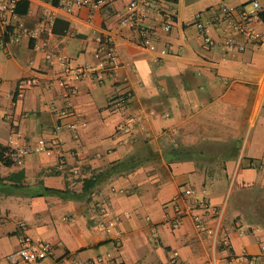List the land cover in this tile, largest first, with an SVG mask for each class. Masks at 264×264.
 <instances>
[{"label": "crops", "instance_id": "obj_1", "mask_svg": "<svg viewBox=\"0 0 264 264\" xmlns=\"http://www.w3.org/2000/svg\"><path fill=\"white\" fill-rule=\"evenodd\" d=\"M130 1L55 7L52 34L15 44L9 32L54 9L18 0L0 26V144L32 149L20 164H0V264L27 241L52 247L40 264H264V47L231 30L221 11L250 0H139L140 21L122 27ZM198 14L217 19L206 35ZM256 28L264 33V16ZM109 36L120 69L104 85L78 82L77 118H62L66 90L51 81L62 66L45 51L91 67ZM124 97L127 110H113ZM77 119L86 125L68 130ZM132 155L143 163L132 173L83 191L92 170ZM185 187L195 196L177 199Z\"/></svg>", "mask_w": 264, "mask_h": 264}, {"label": "built area", "instance_id": "obj_2", "mask_svg": "<svg viewBox=\"0 0 264 264\" xmlns=\"http://www.w3.org/2000/svg\"><path fill=\"white\" fill-rule=\"evenodd\" d=\"M46 4L54 6V9H47L43 12L39 23L34 28H25L23 26L15 29L13 32H9V42L19 43L23 39L36 40L44 35H50L53 33L55 22L57 19V13L55 7L60 10L71 13L75 7H95L101 6L107 2V0H58V5L55 6V0H41ZM18 6V0H0V26L8 27L11 19L16 13ZM139 0H131L126 15L121 21V26H132L140 21L138 14ZM224 13V20L228 24L231 30L236 34L241 35L247 40V42L264 47V33L260 32L256 25L261 20V15L264 12V7L259 0H250L248 5H245L241 10L236 12L234 8L230 7L227 3H224L222 10ZM220 20V19H219ZM217 22L216 18L212 20H206L201 14L195 16L193 23L197 26L199 31L206 35V32L210 26ZM173 21L170 17L166 18L164 31L170 32L172 29ZM206 41L210 44L213 42L210 38L206 37ZM101 48L95 51L94 60L95 64L91 67L76 66L71 63L70 60L63 56L55 57L53 54L45 51L46 59L50 63H54L57 59L62 66L60 72H55L52 75L51 81L59 83L66 90V103L60 110V116L64 119L77 118L76 111L73 106L72 97L78 93L76 84L81 82L85 78H90L97 82L99 85H104L106 80L116 73L120 67V61L118 60V51L114 45V40L111 36L106 38H99ZM226 44L229 47L238 48L240 51L245 49L243 43H238L234 38L227 39ZM27 83L36 85L38 81L36 79L28 80ZM129 98H119L111 103V108L116 111H125L128 108ZM86 123L82 119H77L66 125L68 130L77 131L81 126H85ZM128 132V130H126ZM32 153L31 148L14 149L9 157L17 163H22L23 159ZM196 192L191 187H185L182 189L181 194L177 199H183L185 197L195 196ZM199 210L207 212L208 206L205 202L199 203ZM186 212H183V215ZM188 214V212H187ZM190 214V213H189ZM195 226L197 229L205 228V219L200 214H193ZM180 223L175 221L173 223L174 228H178ZM26 226L23 225V228ZM264 249V245H263ZM53 249L46 243H34L27 241L17 251L13 252L9 256L10 264H40L43 260L53 255ZM104 258H98L93 264L103 263Z\"/></svg>", "mask_w": 264, "mask_h": 264}, {"label": "trees", "instance_id": "obj_3", "mask_svg": "<svg viewBox=\"0 0 264 264\" xmlns=\"http://www.w3.org/2000/svg\"><path fill=\"white\" fill-rule=\"evenodd\" d=\"M264 16V13H262ZM13 151L12 148L0 144V164L4 167H12L15 165V161L9 157V154ZM143 163L139 160L137 155H132L126 160L116 162L112 165L107 166L102 170H92L91 176L83 179V191L90 192L91 194L106 181L116 179L121 176L128 175L132 173L137 167L141 166ZM22 178L23 174L19 173ZM16 177V176H15ZM20 187V186H17ZM49 191V189H47ZM60 193H66V191H60Z\"/></svg>", "mask_w": 264, "mask_h": 264}]
</instances>
